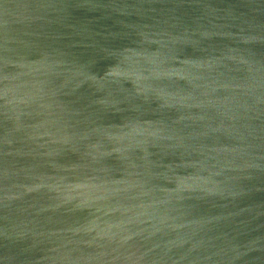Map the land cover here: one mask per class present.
Listing matches in <instances>:
<instances>
[{"label": "water", "instance_id": "1", "mask_svg": "<svg viewBox=\"0 0 264 264\" xmlns=\"http://www.w3.org/2000/svg\"><path fill=\"white\" fill-rule=\"evenodd\" d=\"M0 264H264V0H0Z\"/></svg>", "mask_w": 264, "mask_h": 264}]
</instances>
